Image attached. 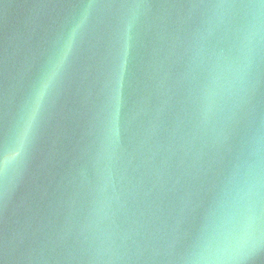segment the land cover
<instances>
[{
  "label": "water",
  "instance_id": "1",
  "mask_svg": "<svg viewBox=\"0 0 264 264\" xmlns=\"http://www.w3.org/2000/svg\"><path fill=\"white\" fill-rule=\"evenodd\" d=\"M0 264H264V0H0Z\"/></svg>",
  "mask_w": 264,
  "mask_h": 264
},
{
  "label": "clouds",
  "instance_id": "2",
  "mask_svg": "<svg viewBox=\"0 0 264 264\" xmlns=\"http://www.w3.org/2000/svg\"><path fill=\"white\" fill-rule=\"evenodd\" d=\"M75 39V33L73 32L72 35L69 36L67 42H66V48L70 49L72 46V43ZM63 65V57L62 56H56L53 62V70H58L62 67ZM53 81V76L51 74H47L45 78L42 80L40 83L37 91H36V99L39 100L42 98L48 91L50 84ZM36 108H33L31 114L26 117L24 127L22 129V136L26 137L28 131L31 129L33 122L35 120V114H36ZM5 166L7 165V160H5Z\"/></svg>",
  "mask_w": 264,
  "mask_h": 264
}]
</instances>
